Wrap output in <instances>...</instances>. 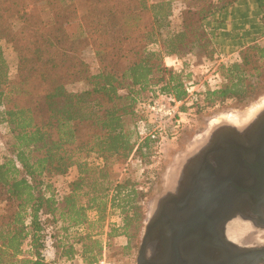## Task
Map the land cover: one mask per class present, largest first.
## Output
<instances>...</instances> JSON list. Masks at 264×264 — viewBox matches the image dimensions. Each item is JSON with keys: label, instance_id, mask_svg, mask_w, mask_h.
I'll use <instances>...</instances> for the list:
<instances>
[{"label": "trees", "instance_id": "obj_1", "mask_svg": "<svg viewBox=\"0 0 264 264\" xmlns=\"http://www.w3.org/2000/svg\"><path fill=\"white\" fill-rule=\"evenodd\" d=\"M172 2L86 0L81 10L75 0H0V40L11 43L18 57L12 92L0 47L1 121L16 134L12 154L0 158V264H56L45 251L53 235L47 223L57 212L71 226H81L89 222L88 210L97 211L101 224L119 210L124 223L111 225L107 235L131 237L129 230H138L141 192L131 178L113 174L109 159L127 167L132 158L143 162L153 155L159 133L139 131L148 119L142 108L147 98L168 95L184 105L190 96L186 78L164 64L166 56L197 45L244 47L242 61L228 66V83L207 90L205 102L243 100L256 88L244 76L247 70L264 73V45L250 44L257 34L264 36V0L188 6L177 30L170 27ZM88 47L97 72L83 56ZM75 82L89 86L69 89ZM72 144L105 163L74 160L67 147ZM75 164L80 176L70 182L60 210L50 179ZM84 188L87 204L79 202ZM101 249L99 239L83 244L86 264L97 262ZM74 251L70 246L62 255L72 258Z\"/></svg>", "mask_w": 264, "mask_h": 264}, {"label": "rangeland", "instance_id": "obj_2", "mask_svg": "<svg viewBox=\"0 0 264 264\" xmlns=\"http://www.w3.org/2000/svg\"><path fill=\"white\" fill-rule=\"evenodd\" d=\"M75 1L82 10L86 0ZM172 1L173 14L170 18V27L173 30H177L182 25L183 10L188 6L201 7L207 0ZM65 2L71 3L72 0H65ZM250 44L263 46L264 36L257 34L256 39L251 41ZM0 47L4 51L10 67L8 90L13 92L12 87L18 81L17 53L13 45L6 40H0ZM243 48L238 47L231 51L227 45L226 50H222L220 43L208 48L197 45L164 58V64L167 67L181 73L182 77L186 78L185 82L188 84L190 96L184 105L182 102L179 103V114L176 119L163 124L162 129L157 131L161 140L154 147V153L151 157H148L143 162L132 158L127 167H125L126 163L122 164L123 160H117L113 157L109 159L112 168H114L113 174H119L122 179L131 178L136 182L141 192L140 209L142 215L138 230L132 227L129 230L133 235L131 237L127 235L117 237L107 235L111 230V225L118 227L124 223L123 216L119 210L110 212L103 224L98 221L99 215L97 211L88 210L89 222L81 226H71L68 221H65L61 217L60 212H57L55 216L51 217V221L47 223V234H53L48 236V244L53 239L54 245L56 244L58 253L62 257L64 251L69 250L70 246H73L75 253L71 255L74 256L71 264H86L81 253L83 251V244H92L94 240L99 239L102 242V252L106 245L107 258L114 264H137L147 221L154 210L156 201L163 195H166L171 189L172 180L174 181L177 174L181 172L179 166H182L184 161L200 148L201 144L205 142L209 130L216 129L221 125L233 126V122L237 118L246 115L252 108L264 102V80H260L259 83V78H264V73L263 71L257 73L255 70H247L245 73L244 78H249L257 85L245 99L228 98L223 102L218 101L214 104L205 102L207 90L228 83V78H231L228 75V66L242 61L243 54L241 51ZM253 51V54L256 55L257 52ZM83 56L89 63L91 70L97 72L98 61L93 49L91 47L85 49ZM262 64H264L263 59ZM88 86L86 82H75L69 85V89L81 91ZM2 110L0 108L1 159L12 154L13 145L16 142L15 132H13L7 123L1 121V118H3ZM146 120L148 125L154 128L149 114ZM141 125L142 123H140ZM194 146L195 148H193ZM67 147L76 161H87L92 164L105 163V159L98 154L80 152L74 144ZM176 161L178 162L176 163ZM79 176L80 171L75 164L65 174H55L51 177L50 181L52 188H55L60 210L65 205L63 196L69 191L70 182L76 180ZM86 190L88 189L84 188L81 191V196L79 197L80 203H88L89 198L86 195ZM54 219L56 220L55 222H53ZM75 254L78 257L75 258ZM65 259L69 260V257H65Z\"/></svg>", "mask_w": 264, "mask_h": 264}, {"label": "flooded vegetation", "instance_id": "obj_3", "mask_svg": "<svg viewBox=\"0 0 264 264\" xmlns=\"http://www.w3.org/2000/svg\"><path fill=\"white\" fill-rule=\"evenodd\" d=\"M263 115L247 128H216L179 166L154 206L153 261L137 264H238L240 248L264 253Z\"/></svg>", "mask_w": 264, "mask_h": 264}, {"label": "built area", "instance_id": "obj_4", "mask_svg": "<svg viewBox=\"0 0 264 264\" xmlns=\"http://www.w3.org/2000/svg\"><path fill=\"white\" fill-rule=\"evenodd\" d=\"M188 91L190 90L188 89ZM179 103H181V101H176L172 96L162 94L146 100L142 104V108L145 113L149 114L154 128L148 125L147 120H143L141 121L142 125L140 126L139 124L140 134H147L149 129L157 132L162 129L163 124L176 119L179 114ZM94 264H114L107 258L106 245L104 246L102 256Z\"/></svg>", "mask_w": 264, "mask_h": 264}, {"label": "water", "instance_id": "obj_5", "mask_svg": "<svg viewBox=\"0 0 264 264\" xmlns=\"http://www.w3.org/2000/svg\"><path fill=\"white\" fill-rule=\"evenodd\" d=\"M262 113H264V110ZM258 125H259V128H261V129L264 128V115L261 119H259L257 127H258ZM221 126H226V125H221ZM214 130L215 129L209 130L207 138L209 137V135H211L213 133ZM254 133L256 134V132H254ZM258 135L261 137H264V130L261 131V133ZM167 197L169 198V196H167ZM170 198L168 199V201L170 200ZM155 223H156V220L154 221L153 212H152L150 218L147 221L146 227H145V232L143 235L141 250H140V254H139V260H138L139 262L140 261L141 262L146 261V260L153 261L152 253L148 252V249H149L148 245L151 244V243L148 244V241H151L153 236H154L153 229H154ZM238 252H239L238 253V259H237L238 264H259L262 262V259H264V253H262L261 251H259V252L258 251H256V252L250 251V253H247V252H245V250L240 248V250Z\"/></svg>", "mask_w": 264, "mask_h": 264}, {"label": "bare ground", "instance_id": "obj_6", "mask_svg": "<svg viewBox=\"0 0 264 264\" xmlns=\"http://www.w3.org/2000/svg\"><path fill=\"white\" fill-rule=\"evenodd\" d=\"M262 103V102H261ZM256 104V103H255ZM263 110H264V102L262 103V104H259L258 106H255L254 108H252L246 115H244V116H242V117H239V118H237L236 119V121H234L233 122V126L235 127V128H240V129H242L243 127L244 128H247V126H248V124H250V122L252 123L254 120H256V118L263 112ZM240 115V114H239ZM245 120V121H244ZM257 121V120H256ZM255 122V121H254ZM257 123V122H256ZM254 124V123H253ZM252 126V125H251ZM253 127H254V125H253ZM241 131V130H240ZM242 134H244V135H246L247 134V132H246V134H245V132L244 133H242ZM193 148H195V146L193 147ZM191 151H193V149H191ZM185 157V156H184ZM186 158V157H185ZM183 159V158H182ZM178 161H176V163H177ZM179 169V168H178ZM180 170H182V169H180ZM179 171V170H178ZM177 171V172H178ZM172 173V172H171ZM231 236V235H230ZM242 238H244L243 236L242 237H239V238H237V242H238V244H239V246H243V243H245L244 241H243V239ZM236 240V239H235ZM151 246H153V245H151ZM154 248L153 247H151V250H150V253H152L153 254V252H154Z\"/></svg>", "mask_w": 264, "mask_h": 264}, {"label": "crops", "instance_id": "obj_7", "mask_svg": "<svg viewBox=\"0 0 264 264\" xmlns=\"http://www.w3.org/2000/svg\"><path fill=\"white\" fill-rule=\"evenodd\" d=\"M53 241V239L51 240V242L48 244V247H47V250L45 251V255H46V258L48 259V260H51V259H54V258H57V261L58 262H56V264H71L72 263V259L74 258V257H72L71 259H70V257H69V260L68 259H65V257H67V256H61V254H59L58 253V250H57V248H56V244L54 245V241ZM77 254H75V258L76 257H78V255L76 256ZM62 258H64L63 259V261H61L62 260ZM68 258V257H67Z\"/></svg>", "mask_w": 264, "mask_h": 264}]
</instances>
